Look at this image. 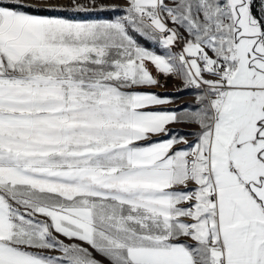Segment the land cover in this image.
Masks as SVG:
<instances>
[{"label":"rangeland","instance_id":"rangeland-1","mask_svg":"<svg viewBox=\"0 0 264 264\" xmlns=\"http://www.w3.org/2000/svg\"><path fill=\"white\" fill-rule=\"evenodd\" d=\"M2 1L123 11L71 21L0 7V264H119L121 246L155 245L175 209L160 153L196 144L198 93L217 94L211 61L229 52L245 76L229 110L264 140V0ZM164 11L182 56L161 36Z\"/></svg>","mask_w":264,"mask_h":264},{"label":"crops","instance_id":"crops-1","mask_svg":"<svg viewBox=\"0 0 264 264\" xmlns=\"http://www.w3.org/2000/svg\"><path fill=\"white\" fill-rule=\"evenodd\" d=\"M231 54L222 75H215L217 63L211 61L213 99L198 93L196 144L160 153L165 180L157 184L175 189L165 200L175 209L160 219V239L155 245L121 246L119 264H264V202L253 190L264 194V140L240 122L238 111L229 110L230 83L245 79L237 64L230 65ZM189 58H182L187 65ZM150 160L156 164L158 157ZM255 169L261 180L248 181ZM145 180L151 185L153 178Z\"/></svg>","mask_w":264,"mask_h":264},{"label":"trees","instance_id":"trees-1","mask_svg":"<svg viewBox=\"0 0 264 264\" xmlns=\"http://www.w3.org/2000/svg\"><path fill=\"white\" fill-rule=\"evenodd\" d=\"M0 7L13 12L23 13L35 17L60 18L71 21H88V20H114L117 15L122 13V9L114 10H87L73 11L69 9H55L46 7H34L15 2L0 0ZM252 10V8H251ZM254 10V9H253ZM132 35L133 32H130ZM137 42L142 43L140 39L133 34ZM147 48H151L147 45Z\"/></svg>","mask_w":264,"mask_h":264},{"label":"built area","instance_id":"built-area-1","mask_svg":"<svg viewBox=\"0 0 264 264\" xmlns=\"http://www.w3.org/2000/svg\"><path fill=\"white\" fill-rule=\"evenodd\" d=\"M162 17V22L164 24L163 30L161 31L162 38L172 39L174 42L171 49L172 53L175 56H182L185 54V43L184 38L178 34L174 27L176 24V15L171 11H164ZM196 59L202 66H205L207 63L206 56L202 50L198 51ZM227 67V64H223L221 68L219 66H215V71L225 70Z\"/></svg>","mask_w":264,"mask_h":264}]
</instances>
